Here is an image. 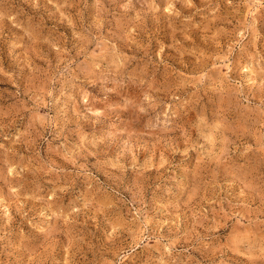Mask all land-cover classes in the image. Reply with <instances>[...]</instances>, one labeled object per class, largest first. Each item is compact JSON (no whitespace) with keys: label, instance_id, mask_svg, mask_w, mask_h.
I'll list each match as a JSON object with an SVG mask.
<instances>
[{"label":"rangeland","instance_id":"rangeland-1","mask_svg":"<svg viewBox=\"0 0 264 264\" xmlns=\"http://www.w3.org/2000/svg\"><path fill=\"white\" fill-rule=\"evenodd\" d=\"M0 264H264V0H0Z\"/></svg>","mask_w":264,"mask_h":264}]
</instances>
